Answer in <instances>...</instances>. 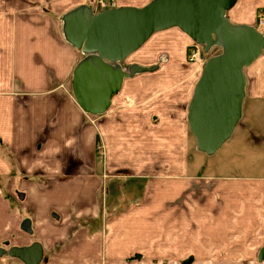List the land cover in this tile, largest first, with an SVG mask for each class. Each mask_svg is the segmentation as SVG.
Segmentation results:
<instances>
[{"label":"crops","instance_id":"crops-1","mask_svg":"<svg viewBox=\"0 0 264 264\" xmlns=\"http://www.w3.org/2000/svg\"><path fill=\"white\" fill-rule=\"evenodd\" d=\"M149 1L116 0L114 7ZM82 5L102 10L97 0H0V264H25L10 251L34 243L42 248L39 264L146 263L149 257L137 253L139 243L120 240L121 230L145 228L138 217L152 207L147 198L153 183H163L170 203L197 177L216 179L195 172L210 160L188 158V109L201 75L192 77L190 70L192 39L178 27L155 32L121 62L148 69L125 77L108 111L93 115L74 96L73 73L84 53L64 29L66 13ZM261 8L264 0H237L227 17L253 26ZM245 77L243 112L250 121L264 119L263 56L245 68ZM156 149L167 154L156 159ZM259 178L264 182V174ZM214 200L190 207L194 217L185 222L205 234L188 248L169 241L162 257L151 260L254 261L247 249L219 250L217 215L238 206L232 201L218 207ZM117 205L122 208L115 210ZM241 208L244 219L247 208ZM164 213L170 217L171 209ZM173 244L182 250L172 252Z\"/></svg>","mask_w":264,"mask_h":264},{"label":"water","instance_id":"water-1","mask_svg":"<svg viewBox=\"0 0 264 264\" xmlns=\"http://www.w3.org/2000/svg\"><path fill=\"white\" fill-rule=\"evenodd\" d=\"M237 0H151L144 6L111 7L94 12L79 6L64 16L68 41L84 57L73 73V93L81 108L103 114L120 92L125 77L148 68L123 62L151 36L178 27L209 52L221 53L206 60L189 104V127L197 147L214 154L231 138L243 113L245 68L264 51V37L255 26L234 24L227 12ZM10 254L25 264H39L42 248L13 247ZM264 261V247L259 253Z\"/></svg>","mask_w":264,"mask_h":264},{"label":"rangeland","instance_id":"rangeland-1","mask_svg":"<svg viewBox=\"0 0 264 264\" xmlns=\"http://www.w3.org/2000/svg\"><path fill=\"white\" fill-rule=\"evenodd\" d=\"M113 1L115 4L116 0ZM99 8L102 9L101 7ZM257 13V21L255 25H253L256 28H258L259 25V14L264 13V9H258ZM221 51V47L215 46L208 54L204 55V58L208 59L213 55L221 53ZM261 56L264 57V51ZM202 68L203 67H200L199 63L192 62L190 65V70L194 71L192 77L194 76L196 78V74L198 75L201 73ZM127 101L129 102V99ZM244 112L231 138L214 154L210 155L200 151L197 147L194 135L190 132V136L193 135V141L189 136L187 149L188 158L190 160L194 158H207L210 160L207 166L203 165L197 167L195 172L198 174L196 175H206L209 179L216 178L215 180L197 177L190 182L187 186V192L185 191L180 196V199L170 196V203L166 202L168 200L163 196V190L165 188L162 187L163 183H153L149 191L150 198H147V203L151 204L152 207L147 210V213L141 212L138 217L141 221L144 220L142 224L145 228L126 231L121 230V232L125 234L120 240L121 243L125 240H130V243H139L137 253L141 256L149 257L150 260L143 264H165V262L162 261L151 260V257H158V259H160L164 252V248H168L166 245L169 241H175L176 244L183 241L184 245L188 248V246H192L193 243L196 242V238L199 239L198 235L205 234L206 231H200V229L196 228V225L195 229L194 226H190L191 229H187L185 222L189 224V222L192 221V216L194 217V211H192V215L190 207L205 205L208 200L214 196L215 202L213 205L216 204L220 207L234 201L233 203L236 202L235 205L238 206L237 211L234 213H219L217 215V220L221 218L222 220H218L220 221L218 224L219 230L216 229L213 233L218 239L219 250L229 248L230 252L234 250V252L237 253L240 249H247L251 251V254H253L251 257L254 259V261L251 262L242 260L219 264H264V261H260L259 259V252L264 247V182L259 180V176L264 174V136L262 133L264 131V119L259 116L255 119L251 117L252 122L250 121L248 111L245 109ZM254 123L257 124L258 129ZM252 128H256L257 130ZM163 154H167V152L161 149L155 150L156 159L157 157H163ZM156 170H158V168H156ZM249 177H251V179ZM171 186L170 195L174 192L172 191L173 185ZM137 187H135L137 192L143 190L142 186L141 188L140 186ZM141 195L142 194H140V196ZM229 195H233L234 198L228 197ZM119 200L120 199L117 198V201ZM242 206L247 208V211L245 210L244 212V219L243 215H241ZM120 208H122V206L117 205L114 209L117 210ZM168 208L171 209L170 217L164 213V209L168 210ZM179 210H181V212H179ZM119 215L120 213H113V217ZM205 216L204 214L198 213L196 217H199L201 221L205 222ZM228 218L230 222L227 224L225 220L229 221ZM168 222L171 224L170 229L167 228L169 225ZM177 226H180V228H176ZM224 243H228V245L230 243L231 245L225 246L227 244ZM176 244L171 246V250L177 253L180 247ZM180 250H182V248H180ZM137 260L138 261L132 263L140 264L142 259ZM190 263L194 264L195 262ZM171 264L182 263L175 261L171 262Z\"/></svg>","mask_w":264,"mask_h":264},{"label":"built area","instance_id":"built-area-1","mask_svg":"<svg viewBox=\"0 0 264 264\" xmlns=\"http://www.w3.org/2000/svg\"><path fill=\"white\" fill-rule=\"evenodd\" d=\"M98 7H101L102 9L110 8L114 6L113 0H97ZM259 25H258V31L263 35L264 37V13H260L259 17ZM188 58L191 62H197L202 67L205 62V58L203 55V49L202 45H200L197 42H193L190 46L189 55Z\"/></svg>","mask_w":264,"mask_h":264}]
</instances>
